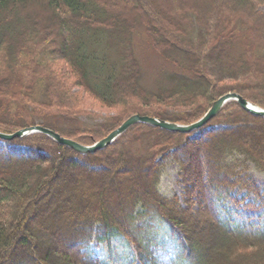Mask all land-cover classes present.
Here are the masks:
<instances>
[{"label":"trees","instance_id":"16d2710c","mask_svg":"<svg viewBox=\"0 0 264 264\" xmlns=\"http://www.w3.org/2000/svg\"><path fill=\"white\" fill-rule=\"evenodd\" d=\"M189 1L197 9L193 7L187 19L202 12L203 19L195 16L191 23L204 22L205 42L199 49L192 46L193 29L185 31L190 29L187 23L177 14L161 16L149 0H0V132L41 126L89 146L121 126L106 118L100 130L66 134L42 120L62 111L90 116L73 113L77 93L57 75L52 76L56 82L47 90V100L37 99V85L26 78L31 66L20 61L22 45L37 69L42 65L34 58L65 61L76 77L74 87L106 107L139 101L163 108L137 107L128 116L190 125L227 93L264 109V66L247 59L246 53L232 58L230 47L239 35L235 27L228 30L231 22L224 20L225 25L217 19L225 11L243 17L260 44L264 0ZM35 5L52 17L44 30L32 11ZM211 6L216 13L208 16ZM138 12L155 47L194 57L195 80L178 78L174 86H161L152 94L141 87L127 21ZM213 79L241 82L216 95ZM208 92L211 99L205 108L188 113L178 108L177 103L192 98L193 105ZM175 94L180 96L172 100ZM11 111L21 121L10 122ZM218 117L229 120L209 122L198 131V139L138 123L106 148L88 154L42 133L0 139V264H264V189L240 169L252 161L264 170V118L236 102ZM150 131L155 135L150 147L163 149L134 157L129 140L123 141L127 136L138 141ZM167 157L178 164L185 200L160 190L162 159ZM256 206L263 209V220L253 228L237 213Z\"/></svg>","mask_w":264,"mask_h":264},{"label":"rangeland","instance_id":"374dc122","mask_svg":"<svg viewBox=\"0 0 264 264\" xmlns=\"http://www.w3.org/2000/svg\"><path fill=\"white\" fill-rule=\"evenodd\" d=\"M152 1V4L154 8H157L161 12V16H174L175 14L178 15V17L183 20V23H187L188 26L186 28H190L189 30L186 29L185 31H190L193 29L194 33H191L190 36L193 40L195 48L199 49L200 44H203L205 42V34L204 30L202 28L201 20H197V23L194 22V24L191 26V23L200 15V18H202L201 13L198 12L197 14H194V20L193 19H187L188 16H193L192 9H197V5L191 3L192 1L186 0L184 2L181 1H167V0H149ZM175 5V7L171 4ZM194 7V8H193ZM213 7L211 6L208 11V16L213 11ZM35 9H32V11L36 12V15L39 18L40 21V27L45 28L46 25L51 24V15L43 12V6L35 5ZM215 11V12H214ZM214 14L216 13V8L214 9ZM139 16V12L136 15L135 18H129L127 21L129 30H130V36H131V43L130 46L133 50V56L137 60V68L139 70V82L141 87L146 90L147 93H153L154 91L158 90V88L162 87H172L174 86V83H176L175 80L178 78H188V79H194L195 73L193 72V61L194 57H191V55H186L180 51L174 50H165L162 51L161 49L155 47L152 42V38L149 36V34L146 31V22L143 20L141 22ZM203 19V18H202ZM218 20L224 22L225 25H227L225 22L229 21L231 22V25L229 26V31H233L236 28V33H238V39L234 40L230 47V56L232 58H239L243 56L245 53L247 54V59H249L252 62H255L256 59L259 62V66H264V43L263 40H261L259 43L256 44L254 42V36L251 32V30H248V26L246 25L245 19L243 17L234 14L233 12H224L221 17H217ZM226 20V21H224ZM245 21V22H244ZM126 22V21H125ZM185 24V25H187ZM235 27V28H234ZM256 41V40H255ZM251 49V51H250ZM29 49H27L26 45H22L19 48V53H21L23 56H20V61L24 64L29 63L31 66L29 68V73L27 74L26 78H30L31 82L37 85L35 88V95L38 100L46 101L47 100V90L49 87H53L55 84V80L52 78V76H59L62 77L61 79L65 80L66 86L70 90L71 93H77L75 96V102L73 105H71L72 110H75L73 113L78 112L80 113L83 111L86 113V116L90 117H76L74 114H70L69 111H62L64 114H58V115H52L53 111H47L49 114L54 116L55 118L48 120L49 118L42 119L45 120L46 123L50 122L52 126H56L59 131H62L64 133L75 132L78 130L83 129L85 134L89 130H100L99 127L103 123V121L107 118H111L113 121L116 122L118 125H122L125 123L130 117L129 114L133 113V110H137L138 108H144V109H154L157 111H163V108L161 106H157L152 104H141L139 101H126L128 102L126 105H116L113 107H106L103 105L99 100L92 97L90 94L85 93L83 88L81 87H74V83L76 81L75 75L71 72L69 65L66 64L65 61L55 58H34L36 62H41V67L34 66V63L32 62V58L28 54ZM15 55V54H14ZM19 55V54H18ZM258 56V58H256ZM15 57V56H13ZM45 66H47L50 70H48ZM48 71L50 73H48ZM54 75H52V73ZM59 78H57L59 80ZM217 78V77H215ZM195 80V79H194ZM258 81V79L252 80V82ZM213 82L215 83V88L218 89V91L213 92L216 95L219 93L227 92L231 90V88H235L239 85L241 82L240 80H229V79H222L218 81V79H213ZM55 88V87H54ZM68 89V90H69ZM52 90V89H51ZM210 92L214 91L213 87L210 88ZM208 92L205 97L199 98L195 100V103L192 105L193 99L190 98L188 101H185L184 103H177L180 104L178 108L184 110L185 113H188L190 111H196L201 108H205L210 99L211 94ZM230 94V93H227ZM180 95L175 94L172 97V100L178 99ZM189 96L185 97L186 99ZM1 99V96H0ZM219 99V98H218ZM217 99V100H218ZM62 101L65 102V99ZM235 102L234 100L231 102H227L223 109H225L230 103ZM70 103V101H69ZM190 104V105H189ZM222 109V110H223ZM221 110V111H222ZM219 112V114L221 113ZM51 112V113H50ZM207 113V112H206ZM219 114L214 117L210 123L212 122V125L214 123L218 122V119L220 122H225V120L229 119H222L219 116ZM10 116V122L18 123V121H21L20 119H17L13 117V111H11ZM37 119V118H35ZM250 123H255V121L251 118H248ZM42 120H37V123H45ZM166 121V120H163ZM209 123V124H210ZM250 123H247L246 126H249ZM210 125V126H212ZM250 127H253L250 125ZM111 129V127L109 128ZM165 130V129H164ZM199 131V130H198ZM196 131L195 133H191L192 139H198L200 134ZM139 132V131H138ZM153 131L147 132L142 136L138 141L137 138L133 140L130 139L129 136L123 141L125 144H127V148L131 151L134 157H137L139 155H142L144 157H149L152 152L156 151L157 153L160 152L163 147H155L151 148L150 146L153 144V140L155 138ZM137 135V132L135 133V136ZM73 140V139H71ZM133 140V141H132ZM20 150L23 151L24 148H20ZM21 151V152H22ZM23 153V152H22ZM159 155V159L160 156ZM78 168V167H77ZM244 168V173L254 179L256 183L264 189V170H261L258 168V166L252 162L248 161L244 166H241L240 169ZM80 169V168H79ZM82 170V169H80ZM161 192L168 196H179L181 200H185L184 197V187L183 184L180 182L179 177V167L176 162H174L171 158H163L162 159V169L160 171V184H159ZM12 211V210H10ZM10 211L5 212V217H8V214H10ZM263 211L261 207L256 206V209H244L240 208L238 209L237 215L248 222V224L252 225L253 228H257L260 224V222L263 220L259 214ZM99 254V251L96 250V255Z\"/></svg>","mask_w":264,"mask_h":264},{"label":"water","instance_id":"95a60500","mask_svg":"<svg viewBox=\"0 0 264 264\" xmlns=\"http://www.w3.org/2000/svg\"><path fill=\"white\" fill-rule=\"evenodd\" d=\"M237 101L240 107L247 112L264 118V109L252 104L248 100L241 97L239 94L230 93L220 97L216 100L212 107L208 110V112L197 122L192 123L190 125H179L175 123H170L167 121L159 120L152 117L133 115L130 117L125 123H123L119 128L111 132L106 138L94 143L93 145L85 146L79 144L71 139H67L61 136L59 133H56L50 129L35 126L26 129H22L16 131L12 134H6L0 132V139L11 141L17 138H22L32 133H42L52 138L55 142L60 145L67 146L81 154L95 153L98 150L104 149L110 144H112L119 136L125 133L130 127L138 124L144 123L156 127H160L162 129L172 131V132H180V133H191L193 131L199 130L205 127L214 117H216L219 112L223 109L224 105L230 101Z\"/></svg>","mask_w":264,"mask_h":264},{"label":"bare ground","instance_id":"6f19581e","mask_svg":"<svg viewBox=\"0 0 264 264\" xmlns=\"http://www.w3.org/2000/svg\"><path fill=\"white\" fill-rule=\"evenodd\" d=\"M231 102V101H230ZM203 129V128H202Z\"/></svg>","mask_w":264,"mask_h":264}]
</instances>
